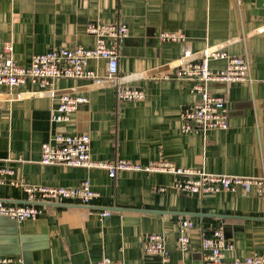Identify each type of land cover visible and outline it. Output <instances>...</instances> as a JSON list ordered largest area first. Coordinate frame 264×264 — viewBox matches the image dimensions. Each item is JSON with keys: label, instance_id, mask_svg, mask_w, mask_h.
<instances>
[{"label": "crops", "instance_id": "1", "mask_svg": "<svg viewBox=\"0 0 264 264\" xmlns=\"http://www.w3.org/2000/svg\"><path fill=\"white\" fill-rule=\"evenodd\" d=\"M89 22L128 25L120 43V74L140 73L129 85L143 89L147 98L124 101L109 82L59 78L54 82L59 94L84 95L89 102L69 122H56L58 97L18 96L32 89L31 83L13 90L0 86V167L14 170L0 185V200L27 201L12 179L71 187L89 179L99 192L89 204L37 201L42 212L35 220L0 216V257L18 255L24 264H87L105 256L125 264H203L202 240L218 228L234 244L227 259L264 256V196L256 188L181 194L166 173L120 171L111 178L105 168L41 163L42 146L56 133L88 132L96 161L167 159L216 174L263 176L264 0H0V50L11 41L15 61L27 66L33 55L55 48H93L97 38L87 31ZM166 30L183 32L186 40L162 41L159 35ZM210 46L233 55L247 52L254 81L210 84L212 92L226 96L229 126L186 133L181 114L199 95L192 80L176 77L174 61ZM225 65L224 59L210 62L215 70ZM88 67L105 76L107 61L92 58ZM165 73L169 78H161ZM108 209L112 214L102 219L98 212ZM184 220L194 223L186 230L187 250L179 245ZM154 233L165 237L167 261L144 252Z\"/></svg>", "mask_w": 264, "mask_h": 264}, {"label": "built area", "instance_id": "2", "mask_svg": "<svg viewBox=\"0 0 264 264\" xmlns=\"http://www.w3.org/2000/svg\"><path fill=\"white\" fill-rule=\"evenodd\" d=\"M87 31L97 38L96 46L86 48L78 45L73 48H55L50 51L33 55L29 65L18 64L14 57V46L11 41L6 42L0 50V86L10 90L23 87L31 83L33 88L18 94H34L47 92L52 98L58 97L60 103L52 113V120L56 122H69L73 112L89 99L84 95H74L69 92L59 94L54 88L55 80L59 78H87L95 82H109L116 86L117 96L124 101L145 100L147 94L143 89L132 87L129 80L141 76L140 73L120 74V43L128 36L129 27L126 23L116 22L103 24L89 22ZM114 40L108 44L107 39ZM162 41L183 42L186 35L183 32L172 30L162 31L159 35ZM244 34L242 40L247 41ZM198 55L199 60H194ZM105 59L107 72L101 76L94 69L88 67L90 59ZM224 59L225 67L215 70L211 68L212 60ZM177 71L176 77L193 81L192 91L199 95L198 101L192 107L186 108L181 114L183 132H207L214 129H227L229 126V110L224 94L214 93L210 84L222 82L232 84L246 82L251 84L252 75L251 58L246 52L244 55H233L224 47L210 46L199 53H187L174 61ZM161 76V75H160ZM165 73L161 78H169ZM41 163L45 165L65 164L68 166H82L89 168H105L109 176L115 178L120 171H133L145 173H166L173 176L172 188L181 194H205L221 191L235 192L240 188L249 191L256 188L264 196V175L260 177H246L240 175L216 174L203 168H188L178 166L167 159L151 160L143 164L127 158H117L113 161H96L91 156V136L88 132L56 133L52 141L42 146ZM14 170L10 166L0 167V185L7 176H12ZM11 184L21 187L27 193L25 203H7L0 200V216L10 217L19 222L35 220L41 214L37 201L58 203L63 200H79L89 204L99 196L89 179H85L78 186H51L29 185L23 180L12 179ZM162 191L166 187L161 188ZM102 219L112 214V210L98 212ZM194 223L184 220L181 224L179 245L187 250L190 238L186 230L193 229ZM234 248L222 228L214 230L210 237L202 240L203 264H264V256L252 254L246 257L227 259L226 252ZM144 252L148 255H158L163 260L169 258V250L165 237L161 234H150L144 242ZM0 264H24L23 258L18 255L0 257ZM87 264H125L105 256L94 263Z\"/></svg>", "mask_w": 264, "mask_h": 264}]
</instances>
